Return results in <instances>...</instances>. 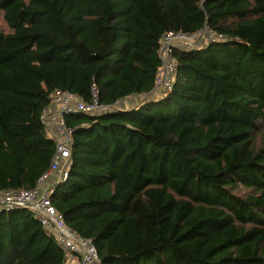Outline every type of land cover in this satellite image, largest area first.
Here are the masks:
<instances>
[{"label": "trees", "instance_id": "obj_1", "mask_svg": "<svg viewBox=\"0 0 264 264\" xmlns=\"http://www.w3.org/2000/svg\"><path fill=\"white\" fill-rule=\"evenodd\" d=\"M168 94L154 93L166 32ZM65 112L67 177L48 188L100 264H264V0H0V192L34 187ZM137 96L130 108L118 102ZM0 264H69L28 207L0 210Z\"/></svg>", "mask_w": 264, "mask_h": 264}, {"label": "built area", "instance_id": "obj_2", "mask_svg": "<svg viewBox=\"0 0 264 264\" xmlns=\"http://www.w3.org/2000/svg\"><path fill=\"white\" fill-rule=\"evenodd\" d=\"M224 40L221 34H215L208 28L194 33L166 32L161 40L159 54L162 64L156 74L154 93L165 95L171 92L174 85L176 65L169 60L172 47L175 44L190 48L197 43ZM92 101L83 103L78 101L68 92L56 90L51 94V105L56 107V114L52 119L56 122L55 152L52 155L50 166L46 172L36 181L34 187L25 189H7L0 192V210H10L14 207H28L39 223L52 234L56 244L63 250L69 264H100V260L92 241L80 237L69 229L50 202L48 190H43L41 185L53 172L57 178L63 180L67 177V167L70 156L71 130L66 127L62 114L65 112L82 111L87 113H99L107 108L99 103L95 87H92ZM43 123L47 127L45 118ZM48 129V128H47Z\"/></svg>", "mask_w": 264, "mask_h": 264}, {"label": "crops", "instance_id": "obj_3", "mask_svg": "<svg viewBox=\"0 0 264 264\" xmlns=\"http://www.w3.org/2000/svg\"><path fill=\"white\" fill-rule=\"evenodd\" d=\"M139 98L137 96H132L130 98H127L125 100H122L120 102H118V105L121 104L122 107L125 108H130L131 106H134L137 102H138ZM56 114V107L51 105L49 106L46 111H45V121L47 124V130L46 133L50 138H53L56 128V122L52 119V116ZM58 178H57V173L53 172L49 177H47V179L43 182V184L41 185V188L43 190H48V188H50L55 182H57Z\"/></svg>", "mask_w": 264, "mask_h": 264}, {"label": "rangeland", "instance_id": "obj_4", "mask_svg": "<svg viewBox=\"0 0 264 264\" xmlns=\"http://www.w3.org/2000/svg\"><path fill=\"white\" fill-rule=\"evenodd\" d=\"M105 111V110H104ZM101 112H103V111H101ZM100 113V112H99Z\"/></svg>", "mask_w": 264, "mask_h": 264}]
</instances>
